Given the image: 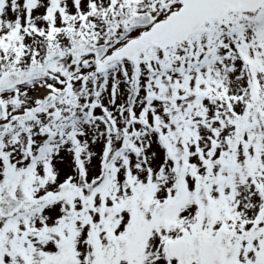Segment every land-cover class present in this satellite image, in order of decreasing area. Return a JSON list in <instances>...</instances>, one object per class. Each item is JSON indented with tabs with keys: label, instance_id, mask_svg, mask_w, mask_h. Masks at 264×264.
<instances>
[{
	"label": "snow or ice",
	"instance_id": "6c2138e0",
	"mask_svg": "<svg viewBox=\"0 0 264 264\" xmlns=\"http://www.w3.org/2000/svg\"><path fill=\"white\" fill-rule=\"evenodd\" d=\"M0 264H264V0H0Z\"/></svg>",
	"mask_w": 264,
	"mask_h": 264
}]
</instances>
